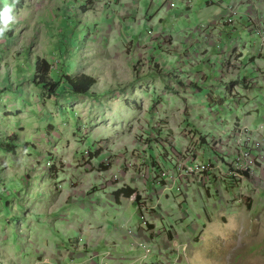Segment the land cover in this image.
Masks as SVG:
<instances>
[{
	"label": "rangeland",
	"instance_id": "obj_1",
	"mask_svg": "<svg viewBox=\"0 0 264 264\" xmlns=\"http://www.w3.org/2000/svg\"><path fill=\"white\" fill-rule=\"evenodd\" d=\"M6 7L0 264L115 259L120 246L96 244L136 236L135 210L149 238V218L169 213L157 231L177 264H264V0ZM38 58L47 81L85 72L97 82L51 91L37 83Z\"/></svg>",
	"mask_w": 264,
	"mask_h": 264
},
{
	"label": "crops",
	"instance_id": "obj_2",
	"mask_svg": "<svg viewBox=\"0 0 264 264\" xmlns=\"http://www.w3.org/2000/svg\"><path fill=\"white\" fill-rule=\"evenodd\" d=\"M215 21V20H213ZM125 211V209H123ZM116 211L118 212V208L116 209ZM136 214H137V222L138 224L136 226L133 227L132 230H134L135 232H137V235H141L142 239L140 237L134 236V235H126L124 237L119 238V234L120 232L117 230L118 233H116V237H118L117 241H111L109 239H103L101 238L99 240V242H97L96 246H100L101 242L107 243V244H112V247L115 248L116 246H120L121 250L120 251H116V256L115 259L111 258H107V260L105 259L104 264H134L136 263L141 257H143V252L141 249H139L137 246L134 247V245H132L134 243V241H139V240H147V243L151 246L152 249L156 250V253H163V251L165 252L167 250V248H164V240H165V231L164 229H160L159 231H157L161 226H163L164 224L162 223H166L168 225H171V223H168L166 221V217L169 216V213L165 210H161L158 212V215H154L151 218H149V230L152 231L151 233V238H149V232L143 230L140 227V219H142V216L140 218V214H138L137 210ZM162 218V219H157V218ZM131 215H129V217L125 218V219H119L118 223L120 222H125L127 223L128 221H130ZM107 219H108V215H107ZM110 220V218L108 219ZM124 220V221H122ZM157 222H160V224L157 226ZM107 224V223H106ZM175 227L173 226V229ZM153 230H155V233H153ZM115 237V238H116ZM114 240V239H113ZM131 241V244H130ZM177 245H184V243L181 241L179 242L176 239H172L171 241V247L177 246ZM127 248L126 249H124ZM124 254V255H123ZM150 255V254H149ZM148 255V256H149ZM154 257V254H151ZM102 264V263H101Z\"/></svg>",
	"mask_w": 264,
	"mask_h": 264
},
{
	"label": "trees",
	"instance_id": "obj_3",
	"mask_svg": "<svg viewBox=\"0 0 264 264\" xmlns=\"http://www.w3.org/2000/svg\"><path fill=\"white\" fill-rule=\"evenodd\" d=\"M85 8V6H83ZM36 69L39 71L41 81L37 82L39 85L45 88H49L51 91L61 90L62 88H67L68 90L76 93L83 94L88 93L89 89L97 82L96 78L92 75H89L85 72L77 75L65 74L63 83L53 82V78H50V81H47V72L51 69L50 64L41 58H38L36 61ZM36 75L35 77H37ZM51 82V83H50Z\"/></svg>",
	"mask_w": 264,
	"mask_h": 264
},
{
	"label": "built area",
	"instance_id": "obj_4",
	"mask_svg": "<svg viewBox=\"0 0 264 264\" xmlns=\"http://www.w3.org/2000/svg\"><path fill=\"white\" fill-rule=\"evenodd\" d=\"M212 1V0H211ZM230 9H232V6H229ZM204 166H202L203 168ZM143 219V218H142ZM143 223H145V220H142ZM129 233L131 232L130 230L128 231ZM136 244L137 247L139 249H141L143 251V257H141L138 261L137 264H177L178 261V254L170 257L167 256L163 253H159L156 257V259H154L153 261H149L147 259V256L150 254L151 252V248L145 243V242H137L134 241L133 245ZM110 253L109 252H105L104 257L108 256ZM104 264V262L102 263Z\"/></svg>",
	"mask_w": 264,
	"mask_h": 264
},
{
	"label": "clouds",
	"instance_id": "obj_5",
	"mask_svg": "<svg viewBox=\"0 0 264 264\" xmlns=\"http://www.w3.org/2000/svg\"><path fill=\"white\" fill-rule=\"evenodd\" d=\"M9 10L10 9L8 7H6L5 10H4V12H3V14H0V19H2L3 24L5 26H8L10 24V21L12 20V17L8 14L9 13ZM3 31H4V29L3 28H0V34H2Z\"/></svg>",
	"mask_w": 264,
	"mask_h": 264
}]
</instances>
